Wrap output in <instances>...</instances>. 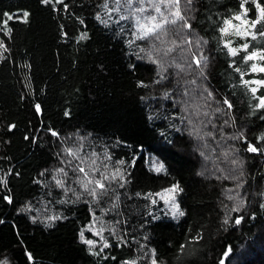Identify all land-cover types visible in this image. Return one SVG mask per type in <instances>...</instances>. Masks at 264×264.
<instances>
[{"label":"trees","instance_id":"1","mask_svg":"<svg viewBox=\"0 0 264 264\" xmlns=\"http://www.w3.org/2000/svg\"><path fill=\"white\" fill-rule=\"evenodd\" d=\"M240 3L193 0L190 12L193 30L206 42L210 88L230 122L243 131L237 144L242 170L236 178L228 171L203 170L205 160L185 112L187 88L175 66L181 57L169 69L152 62L150 42L136 39L125 0L118 12L114 0H0V19L13 15L11 33L0 30L8 49H0V177L6 180L0 181V260L150 264L154 248L163 264H264V151H247L249 144L264 148L259 139L264 109L255 107L251 87L242 82L264 79L263 73L251 72L253 60H244L254 50L264 52V37L248 38L247 52L231 56L220 31L225 20L242 11ZM246 7L249 18L256 19L252 0ZM261 30L264 22L256 25L255 32ZM256 96H264V86ZM218 120L210 115L213 132L221 129ZM75 136L88 138V155L99 154L109 168L124 173L123 187L113 181L106 195L93 200L84 193L71 196L57 185L53 174L72 144L65 143ZM150 157L166 172L154 171ZM177 183L184 216L173 218L157 197L155 205L144 198ZM236 187L243 202L232 211L238 206L227 193ZM95 219L105 223V241L111 245L100 255L92 252L101 247L80 239L81 231L94 237L88 227ZM198 233L202 239L189 243ZM120 237L127 243L121 244Z\"/></svg>","mask_w":264,"mask_h":264},{"label":"snow or ice","instance_id":"2","mask_svg":"<svg viewBox=\"0 0 264 264\" xmlns=\"http://www.w3.org/2000/svg\"><path fill=\"white\" fill-rule=\"evenodd\" d=\"M44 4H48L52 2V0H42ZM57 2L62 3L63 0H57ZM127 7L132 9V12L130 13L131 16L135 18V27L138 35L136 36V39H141V40H148L150 38H154L157 41H160L161 43H165V38L168 36V26H177L179 25V28L181 29H189L191 30L192 25L187 22V17L184 15L182 9H181V0H147V7L145 6V0H125ZM185 2V7L188 8L189 10L191 9V5L193 4V0H184ZM249 2V0H241L240 3V8L242 11L233 16L231 19L225 20L224 21V27L220 29L221 33L223 35H237L240 36L242 39L247 40L248 37H250L252 40L257 39V36L259 35L260 37H264V30H261L259 33L253 31L256 28L257 24H260L261 22H264V5H261L259 3V0H252V3L255 5V8L257 9V16L256 19L249 21L247 17L248 9L245 7V5ZM114 3L116 4V11L118 12L119 5L121 3V0H114ZM139 4L140 6L132 8L133 4ZM163 6V8L161 7ZM104 8H107L108 5L105 3L103 5ZM151 10L154 14L150 15H145L143 18H140L136 16V13H146ZM29 13L24 12L23 13V18L24 22H27V17ZM5 19H0V30L6 31L8 34L11 33L12 29L8 27V23L10 20L13 19V15H9L7 13L3 14ZM127 16H121L120 19H127ZM97 19H100L98 16ZM233 20L239 21V24H234ZM102 23L104 21H101ZM229 29H232L231 32H229ZM81 39H84L85 36L82 34ZM183 43H186L188 45H192L193 41L191 39H185ZM206 43V42H205ZM231 40H227L224 43V47L228 49V53L231 56H236L240 51H245L247 52L249 48V43L245 42L242 45H239L238 47H232L231 46ZM196 45L199 47L200 46V40H196ZM155 47V45H153ZM176 47H179V45L176 43L175 40L171 41V46H169L165 50V55L173 52ZM0 49H3L4 51H7L8 49L4 45L3 41H0ZM143 51V49H141ZM189 52H191V48H189ZM149 58L152 59L151 53L148 54ZM192 58H193V63L197 67H200L201 64L203 63L204 67H207V61L208 57L203 55V52H200L199 55H197L195 52H191ZM0 58H2V53H0ZM259 59L261 61H264V52H257L253 51L251 53H248L245 57V61L249 60H256ZM153 63L159 64V61L157 60H152ZM163 67L162 65H160ZM177 68H179L181 71H183V68L180 64L175 65ZM191 66V65H189ZM251 72H261L264 73V66H258L256 63H252L250 66ZM236 71H240L239 68L236 69ZM202 76L205 75L203 68H201V73ZM245 75L244 73H241V76L243 77ZM206 78V77H205ZM243 84L245 86L251 85V84H256L259 86H264V80H242ZM192 83H195V81H192ZM143 86V85H142ZM251 93L253 94V97L257 99L258 103L256 104L257 109H264V96H256L257 88L252 87L249 89ZM205 92H207V97L214 99L213 93L209 91L208 89H204ZM223 104L227 106L228 109H231L232 104L225 98L223 100ZM37 110L39 111L40 106L36 105ZM221 109H217L216 111H220ZM207 115V113H204ZM11 127H15L14 125ZM52 135H57L56 132H52ZM207 135L211 136L212 133H207ZM82 139V138H81ZM259 139L264 140V135H262ZM79 151L80 149L73 150L72 148H67L65 149V152L68 156H71L74 160L79 161V163L76 165V167L73 169L74 171L78 173L83 174V178L78 179L77 183L83 188L84 192H86L90 197L93 198V200H98L100 196L106 195L109 186L113 181L119 180L120 182V187L124 186V183H126V178L123 172L120 171L119 168H117L115 171H113L110 175L107 172V165H105V171H101L98 166H96V160L91 159V163L88 165V169L86 171L85 167L83 166L86 163V158H81L79 156ZM247 151L249 152H260L264 151V148H257L253 144H249L247 147ZM203 155V153H201ZM227 155V154H225ZM93 157H96V153H92ZM105 159H110V156L105 154ZM71 163V161H69ZM119 164H123L124 161H119ZM233 163H236V161H233ZM154 171L157 173L160 172H166V169L164 165L161 163L158 166H154L153 168ZM58 172L64 173L66 176L67 173L65 172L64 168L58 169ZM100 173L99 177L97 178L95 176V173ZM90 173L92 175H90ZM0 181L4 182L6 184V180H4L3 177H0ZM56 183L58 186L61 188H64V181L62 180H56ZM90 185H92L90 187ZM74 191V190H73ZM183 189L179 187V184H174L170 188L164 189L161 192H157L155 194L153 193H147L146 196L144 197L145 199H149L151 201V204L155 205L157 203V200L155 197H159L165 205L170 206L171 210V215L173 218H178L181 216H184L185 213L180 209V205L176 200V195L180 192H182ZM75 194V192H74ZM137 195H140L137 193ZM77 198L79 196L77 195ZM6 200H8L9 203H11L10 197H5ZM228 199H234V197L229 196ZM116 200H119V195L117 194ZM116 205L114 204L113 207ZM264 207V205H262ZM232 211H239L238 207H234ZM151 214V213H150ZM59 217L52 216L49 217L50 220H55L58 219ZM154 220L160 219L159 216H153ZM240 219L238 218L235 223L239 224ZM224 223H228V219L225 218ZM89 230H91V226H89ZM95 235H100V232H96ZM113 235H115V231L113 230ZM147 237H145L146 239ZM80 239L83 243L89 245V246H94L95 242L93 240L85 239L84 238V232L81 231L80 233ZM101 239L103 240V237L101 236ZM120 243L121 244H126L127 242L123 240V237H120ZM199 239H202L201 234H197L195 237L192 238L189 243L193 241H197ZM111 247L110 244H108L106 241L103 243L102 247L100 248V252H92L93 255H100L101 252L104 251L105 248ZM143 247V246H142ZM186 245L182 244L180 246L179 252L182 254L184 252ZM91 251V247L89 249ZM151 251V257H150V264H163L162 261H158L156 259V250L150 249ZM231 253V249H228V252L225 253V255H228ZM28 258L31 260V254L28 253ZM107 257H105L106 259ZM113 259H115L113 257ZM0 264H9L7 259H2L0 260ZM125 264H138L137 260H132V261H126ZM223 264V262H221Z\"/></svg>","mask_w":264,"mask_h":264},{"label":"rangeland","instance_id":"3","mask_svg":"<svg viewBox=\"0 0 264 264\" xmlns=\"http://www.w3.org/2000/svg\"><path fill=\"white\" fill-rule=\"evenodd\" d=\"M260 3V2H259ZM261 4V3H260ZM193 5V4H192ZM191 9L185 7L184 0H181V9L184 13V15L187 17V22L191 24L192 22V15H191ZM140 6L139 4L134 3L133 8ZM145 6L147 7V0H145ZM163 8V6H161ZM246 7V5H245ZM247 8V7H246ZM248 9V8H247ZM132 12V9H131ZM130 12V13H131ZM154 14L151 10L146 13H136L135 15L143 18L145 15ZM132 18H134L132 16ZM249 21L251 19L249 18V15L247 13L246 17ZM135 22V18H134ZM234 24H239V21L233 20ZM232 29H229V32H231ZM255 31V29L253 30ZM137 32V31H136ZM138 35V33H137ZM224 36V43L227 40H231V46L232 47H238L239 45H242L245 42H248L247 40L242 39L240 36L237 35H223ZM185 39H191L193 41L192 45H188L186 43H183ZM200 40V46L198 47L196 45V40ZM150 42V49H151V56L154 60L159 61L160 65H165L166 69H169L167 66H169V63L172 65V63L177 59L176 57H181V63L180 65L183 68V71L180 70L182 77L184 78V85L183 87H186L187 91H185L186 98H187V105H186V114L188 115V120L190 121V128L195 136V139L197 141V145L199 147L200 153H203L202 157L205 160V166L204 171L210 172L214 175H223L227 171L230 174H233L236 178H240L241 170H242V160L240 157V154L238 153V141L240 137L243 136V131L241 128L237 127V125L232 124L224 113L225 109L222 108L217 101V98L214 96V99L207 97V92L204 91V89H208L212 92V89L210 88V85L207 80V71H208V61H207V67L205 68L203 63L200 67H197L195 63H193V58L191 55V52H195L197 55L200 54V52H203V55L206 56V46L205 41L198 35V33L191 28L189 29H181L179 28V25L177 26H168V36L165 38V43H161L160 41L155 40L154 38L148 39ZM175 40L176 43L179 45V47H176L175 50L167 55H165V50L171 46V41ZM249 43V42H248ZM155 45V47H153ZM189 48H191V52H189ZM257 52H263L262 50H256ZM251 53V52H250ZM170 59V61H169ZM254 63H256L258 66H264V64L261 62V60L256 59L253 60ZM179 64V63H178ZM191 65V66H189ZM201 68H203L205 75L202 76ZM258 73H261L257 71ZM264 74V73H263ZM206 77V78H205ZM252 80H264V79H250ZM192 81H195V83H192ZM251 88L256 87L259 89L262 86L251 84L249 85ZM213 93V92H212ZM206 106V107H205ZM210 110H209V109ZM221 109L220 111H216L217 109ZM211 111V112H210ZM204 113H207L205 115ZM210 115H212V118L221 122V129L217 132L212 126L210 121ZM207 133H212L211 136L207 135ZM82 138V139H81ZM87 137H72L70 138L65 144L72 142L70 144L71 146L68 148H72L74 151L77 149H80L79 156L81 158H86V163L83 165L87 170L88 165L91 163V159L96 160V166L100 168L101 171H105V165L104 161L101 159V156L97 154L96 157H93L92 155H88L89 150V144L87 141ZM67 149V147H65ZM227 154V155H225ZM227 158V159H224ZM71 161V163H69ZM233 161H236V163H233ZM151 166H158L159 161L154 159L153 157H150ZM79 163V161L74 160L71 156L65 157L63 156V162H61L60 168H64L67 175L65 176L64 173L58 172L56 169V173L53 174V176L56 178L55 180H62L64 183H67L64 185L65 190L69 191L71 196H79L81 198L82 196L80 194L84 193L86 197H90L86 192H84L83 188L77 183L78 179L83 178L82 173H78L74 171L73 169L76 167V165ZM58 168V169H60ZM116 168H109L107 165V172L109 175L115 171ZM90 175H92L90 173ZM100 173H95V176L98 178ZM92 185H90L91 187ZM111 186V185H110ZM74 190V191H73ZM75 192V194H74ZM228 197L232 196L234 197L233 202L236 204V206H239L243 202V197L241 193L239 192V187L233 188L228 191L227 193ZM93 199V198H92ZM157 200H160L163 204L164 202L157 197ZM165 208L167 211L171 213L170 206L165 205ZM91 226V231L94 235L92 239L95 242L94 246L102 247L103 243L105 242V223L98 222L96 219L89 225ZM96 232H100V235H95ZM101 236L103 237V240L101 239ZM85 239L86 236H84Z\"/></svg>","mask_w":264,"mask_h":264}]
</instances>
